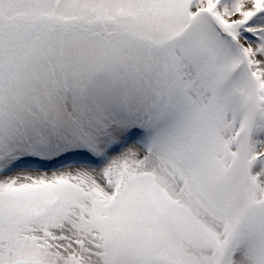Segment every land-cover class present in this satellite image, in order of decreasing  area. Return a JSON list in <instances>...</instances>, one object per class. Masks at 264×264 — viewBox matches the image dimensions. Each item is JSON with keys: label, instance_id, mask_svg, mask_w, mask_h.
Wrapping results in <instances>:
<instances>
[{"label": "snow or ice", "instance_id": "1", "mask_svg": "<svg viewBox=\"0 0 264 264\" xmlns=\"http://www.w3.org/2000/svg\"><path fill=\"white\" fill-rule=\"evenodd\" d=\"M0 264H264V0H0Z\"/></svg>", "mask_w": 264, "mask_h": 264}]
</instances>
